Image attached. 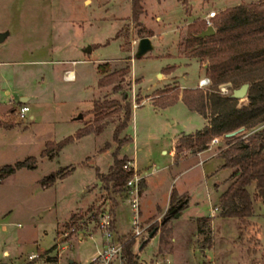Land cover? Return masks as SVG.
<instances>
[{
    "label": "rangeland",
    "instance_id": "1",
    "mask_svg": "<svg viewBox=\"0 0 264 264\" xmlns=\"http://www.w3.org/2000/svg\"><path fill=\"white\" fill-rule=\"evenodd\" d=\"M259 1L186 0V10L190 9L192 16L199 17L194 21H204V12L215 11L217 17L222 10L234 5ZM142 10L138 21L131 23V18L126 16L128 6L125 0H0V33L6 35L0 42V61L10 63L1 64V80L12 91H17L16 97L31 96L27 118L21 122L13 113L6 116L10 117L6 124L15 128H0V167L31 156L37 160L35 169L20 168L0 183V253L4 246L11 252L0 262L69 264V260H74V264H87L96 251L95 241H99L100 235H95V241L89 235L96 232L98 213L104 207H111L110 195L118 203L124 201L123 192L105 191L104 183L96 174V169L106 174L112 167L116 150L112 133L122 112L104 119L101 135H85L64 146L57 159L49 160L40 154L45 141H60L76 128L92 122L94 115L90 110L94 102L103 99L122 102L121 92H113L111 85L98 87L97 77H101V69L113 72L128 67L122 86L133 111L124 133L135 138V142L123 144L117 157L125 153L135 158L139 172L147 174L150 188L147 200L142 204L145 212L149 208L155 210L157 204L163 206L172 187L176 189L175 203L182 201L179 203L182 205L187 203L185 200H190L184 219L180 218L178 222L173 218L167 219V211L160 219L154 221L156 214L143 222L148 226V240L143 246L141 259L153 261L156 256L167 257L170 264H264V211L259 201H255V209L261 208L259 223L263 248L257 254L247 251L252 250L253 245L247 243L245 234L240 236L236 218H226L213 227L209 223L202 224L201 232L197 230L199 218L185 221L190 216L204 215L212 209L211 205L218 203V195L224 189L230 170L222 168L220 159L212 155L214 152L219 154L215 146H210L202 156L190 155L179 164H174L169 156L172 140L174 142L180 134L200 129L203 119L190 112L181 99L165 107L158 104L178 89L170 80L189 87L197 83L203 72L194 63L184 66L186 61L181 59L189 34L188 25L181 29L182 42H175V27L185 17L181 8L169 5L165 12V7H159L156 0H145ZM157 16H160L159 21L155 20ZM142 18L157 35L151 38L153 49L142 57H136L138 40L144 35L151 36L143 26ZM87 46L91 48L88 52ZM33 58L38 62L26 64ZM76 60V65H72L71 62ZM53 61L58 67H74L76 80L66 83L58 79ZM174 64L178 66L172 77L163 82H171L170 86L154 90L161 85V75L157 77V73L165 75L173 68L169 65ZM219 86L226 88L227 94L224 95H231L229 84ZM87 87L88 91H85ZM160 92L169 93L162 97ZM0 95H3L2 91ZM152 98L161 109H155L147 102L138 105L144 99ZM246 103V98L239 99L238 106ZM18 106L15 100L0 111L8 107L17 110ZM29 114L35 116L34 120H29ZM72 114L77 117L80 114L82 118L73 120ZM262 129L264 124L254 131ZM185 154L181 158L191 153L187 151ZM90 159L91 162L86 164ZM201 159L202 164L198 163ZM69 165L74 169L63 178L56 179L53 185L43 187L40 184L44 177L64 171ZM88 201L91 202L79 207ZM168 203L167 209L170 200ZM114 215L117 232L122 236L131 229L130 209L121 206ZM163 221L165 223L161 227ZM4 225L3 231L1 226ZM72 227L75 229L69 237L63 238L62 235ZM155 228L156 232L149 239ZM172 229L176 230V243L172 240ZM31 253L38 254V257L30 260L28 256ZM55 256L57 260L48 261Z\"/></svg>",
    "mask_w": 264,
    "mask_h": 264
},
{
    "label": "trees",
    "instance_id": "2",
    "mask_svg": "<svg viewBox=\"0 0 264 264\" xmlns=\"http://www.w3.org/2000/svg\"><path fill=\"white\" fill-rule=\"evenodd\" d=\"M142 1L131 0L132 22L138 21L143 12ZM177 1L186 2V0ZM210 21H212L210 23L214 28V34L199 37L200 32L207 27L206 22L194 21L187 27L189 34L184 42L188 56L204 58L208 61L205 75L210 79V85L207 89L198 87L185 88L181 91L176 89L172 97L165 98L166 100L158 105L169 106L177 99H181L189 110L207 120L201 130L178 138L174 149V162H177L182 155H186L187 151L191 154L202 152L210 147L211 139H220L218 149L223 162L221 167L232 170L229 175L231 182L219 198L221 216L236 218L239 221L240 236L245 234L247 243L253 245V249L247 251L250 254H257V251L263 248L260 242L262 234L260 225L252 222L251 218L254 216L255 201H259L264 209V129L254 131L257 126L264 124V0L234 5L222 10ZM101 68L103 67L99 69ZM101 71L98 87L111 85L113 92H121L122 102L115 99L94 102L90 110V113L94 115L92 122L77 129L74 135H69L57 142H46L40 155L51 159L59 154L64 146L85 135L102 134L105 127L104 119L121 111L123 115L113 129L112 138L116 143V150L113 153L112 167L106 174H97L99 180L104 183V189L108 193L117 194L123 191L126 180L131 176V172L124 169L123 164L128 161L126 156L117 157L120 147L130 141L129 135L124 132L132 119V110L122 86L129 68H120L113 72H108L106 69ZM244 83H248L249 88L246 93L247 103L242 106H238L239 99L219 92L218 87L221 84H229L234 90ZM168 93L163 92L161 95ZM107 109L110 111H106ZM239 129L242 130L237 135L227 136L228 133ZM246 132L252 133L242 139L240 134ZM35 164L36 158L31 156L13 165H2L0 183L20 168L32 169L35 168ZM67 173L53 172L49 177H44L40 184L43 187L51 186L56 179L63 178ZM141 181L140 193L145 183L144 180ZM175 195L176 190L172 187L169 195L170 207L166 212L167 219H172L174 213L180 211L185 205L182 204L176 212H172V209L182 202L175 203ZM108 198L112 203L110 212L114 215L116 199L111 195ZM164 223V221L161 223V227ZM206 223H209L208 217L197 219V230L201 232L202 224ZM129 237L130 234L120 238V241L125 242L124 258L127 264H137L136 257L133 255V240H129ZM56 259V257H50L48 261ZM0 264L7 263L0 262ZM71 264H74V261Z\"/></svg>",
    "mask_w": 264,
    "mask_h": 264
},
{
    "label": "crops",
    "instance_id": "3",
    "mask_svg": "<svg viewBox=\"0 0 264 264\" xmlns=\"http://www.w3.org/2000/svg\"><path fill=\"white\" fill-rule=\"evenodd\" d=\"M126 1V4H127V6H128V12H127V14H126V16L127 17H129V18H131V13H130V10H131V0H125ZM144 1L145 0H143V2H142V5L144 6ZM204 2H210V1H212V0H210V1H205V0H203ZM156 2H157V4H158V6L159 7H165V12L167 11V9H168V6L169 5H172V6H179L180 8H181V10H182V12H184V14H185V17H183V19H182V21L179 23V25H176V27H175V29L176 30H174L175 32V36H176V44L177 43H180V42H182V40H183V35H181V29H184L187 25H189L191 22H193L194 20H196L197 18H199V17H197V16H192V12L190 11V9H188V10H186V4H187V2H185V3H181V2H179V1H177V0H156ZM189 3H190V1H189ZM192 5V4H191ZM207 15H208V13H205L204 12V21L206 22V19H207ZM145 16V15H144ZM157 19V21H159L160 20V16H157L156 18H155V20ZM141 20V22L144 24L143 26H145V28L148 30V33L150 34L151 33V36L149 37V36H146V35H144L145 37H148L149 39H150V41H151V38H153V37H155L156 35H157V32H155L153 29H151V28H149V27H147L146 26V24L144 23V21H143V18L142 19H140ZM198 20V19H197ZM131 21V20H130ZM131 23H132V21H131ZM183 25H186L184 28H183ZM187 28V27H186ZM150 30L151 31H153V34H152V32H150ZM6 38V36L4 37V39ZM187 38V37H186ZM3 39V40H4ZM152 44V43H151ZM188 50L185 48V52H184V55L182 56V60H183V62H184V60L187 62H184V66L185 65H189V64H196L197 65V67H198V69L200 70V71H202L203 72V74H202V77H200V79L197 81V83L195 84V85H192V86H189V87H182V86H180V85H178V83H177V81H175V80H170L171 82H175V85L178 87V89H180V90H183V89H185V88H196L197 86H198V83H199V81L203 78V77H206V75H205V68H206V66H207V63H208V61L206 60V59H204V58H201V59H198V58H195V57H192V56H188V54L186 53ZM88 52V51H87ZM181 55H179V57H180ZM36 60V58H33V59H30L29 61H26V64H33L34 62H38V61H35ZM78 61L76 60V61H72L71 62V64L72 65H76V63H77ZM2 63H6L7 65H9L10 63L9 62H6V61H0V66H1V64ZM55 63H56V61H53L52 62V64L54 65L53 67H54V69H55V71H56V73H57V75H58V79H60L61 81H63V82H74L75 80H76V72H75V69H74V67H65V65L63 66V65H61L60 67H58L57 65H55ZM57 64V63H56ZM97 66V65H96ZM169 66H173V68L172 69H169L166 73H165V75L163 74V73H161V72H158L157 73V77H158V75H161V78H159L160 79V81L159 82H161L160 84V86H158L157 88H155L154 90H159V89H164V86L166 87V88H168V86H170L169 84L171 83H168V84H163V82L164 81H166V80H168V78H170V77H172V75H173V72H174V69L175 68H177V66L178 65H176V64H174V65H169ZM96 68V67H95ZM133 76H136L135 74L133 75ZM137 77V76H136ZM139 78V77H138ZM98 77H97V82H98ZM98 86V85H97ZM0 91H2L3 92V95L1 96L0 95V109L1 108H3V107H6L7 105H9V104H11L13 101H15V100H17V102L19 103V106L20 105H22V104H26V105H28L29 107H30V103H31V96L29 95V94H24V96H22V95H18L17 97H16V95H17V91L15 90V89H13V91L11 90V88H9L8 87V84H5V82H2V80H1V73H0ZM85 91H88V87L86 88V90ZM168 95V94H167ZM167 95H161L162 97H166ZM157 97V96H156ZM155 97V98H156ZM145 102H147V103H150L155 109H161L160 107H158L157 106V104L158 103H156V101H155V99L154 98H152V99H144L143 101H141V103H139L138 105H140V104H142V103H145ZM138 105H136L135 107H137ZM18 106V107H19ZM15 107H8V108H6V110L5 111H0V128L1 127H3V128H6V129H13V128H15V127H13V125H10V124H6L7 122H9L8 120L10 119V117H6V116H11V115H13V113H15L14 115H15V117H16V110L14 109ZM77 108H78V106H77ZM189 110V109H188ZM133 111V110H132ZM190 112H194V111H191V110H189ZM196 113V112H195ZM198 114V113H197ZM73 115V120H79L78 119V117L77 116H75V114H72ZM199 115V114H198ZM200 116V115H199ZM28 117H29V120H34V118H35V116H33L32 114H29L28 115ZM202 117V116H201ZM18 118V120L19 121H21L20 119H19V117H17ZM202 119H203V125H202V127L200 128V129H198V130H201L202 128H203V126L207 123V120L204 118V117H202ZM22 122V121H21ZM79 128H81V127H78V128H76L74 131H73V133H71V134H69V135H74L76 132V130L77 129H79ZM26 129V128H25ZM197 130V131H198ZM194 132H196V131H194ZM194 132H191V133H194ZM186 134H188V133H186ZM185 134V135H186ZM101 135V134H100ZM96 136H98V135H96ZM112 136H113V133H112ZM180 136H182L181 134L179 135V136H177L175 139H174V142H173V140H172V143H171V149H170V151H169V156H171V158L173 159V163H174V157H173V155H174V149H175V144H176V141L178 140V138L180 137ZM67 137H69V136H67ZM129 138H130V142L132 141L133 143L135 142L134 141V139L135 138H132V137H130L129 136ZM78 140V139H77ZM53 141V140H52ZM52 141H45V143L46 142H52ZM76 141V140H75ZM54 142H57V141H54ZM45 143H44V147H45ZM44 149V148H43ZM42 149V150H43ZM122 150V149H121ZM208 150H210V147L208 148V149H206V150H204V151H202V152H199V153H195V154H189V155H187L186 157H182V158H180L179 160H177V162H175L176 164L178 163L179 164V162H181V161H183V160H185V159H187V157L188 156H190V155H193V156H197V157H199V156H202V154H204V152H206V151H208ZM60 153H61V151L59 152V154H57L56 156H54V157H52L51 159H49V158H47V157H45V158H47V159H49V160H52V159H57L58 157H59V155H60ZM101 154H103L104 153V151L103 152H100ZM99 153V154H100ZM122 152L120 151V155H122L121 154ZM123 155L124 156H126L127 157V159H129L128 161H130L131 162V164H133V166L136 168V170H140L139 169V166H138V164H136V161H135V158H133V157H129L128 155H126L125 153H123ZM212 155H214V156H216V157H218L219 159H220V162H221V165H222V158H220V156H219V154L217 153V152H214V153H212ZM89 156V155H88ZM87 158V157H86ZM37 161V160H36ZM203 160L201 159L200 161H198V163H203L202 162ZM89 162H91V159L86 163V164H88ZM174 163V164H175ZM2 167V166H1ZM68 167V168H67ZM99 166H96V168H98ZM35 168H36V164H35ZM35 168H32V169H35ZM66 169L64 170V171H62V172H68L67 174H69L70 173V171L72 170V169H74V167L73 166H71V165H69V166H66L65 167ZM227 169V168H226ZM227 170H230V173H231V169H227ZM230 173H229V175H230ZM96 174H99V175H103V173L102 172H100V171H98L97 169H96ZM229 175H228V177L226 178V181H225V186H224V189H222V192L228 187V185L230 184V182H231V180L229 179ZM144 181H145V183H144V185H143V188H142V191H141V193H140V196H139V198H140V215H141V220H142V222H145L148 218H150V217H153V216H155L156 214L158 215V216H156L155 217V219H154V221L155 220H157V219H160L163 215H164V213L169 209H167V207H168V201L170 200V197H169V199H168V201L163 205V206H160V205H156V207H155V210H154V208L153 209H150L149 208V210H148V212H145V210H144V208L142 209V204L143 203H145L146 202V200H147V196H148V191H149V188H150V181L148 180V176L146 175L145 176V178L143 179ZM173 180V179H172ZM216 187L215 188H217L218 187V185H215ZM170 187V186H169ZM175 188V187H174ZM176 190V189H175ZM88 191V188L85 190V192H87ZM106 191V190H105ZM171 192V191H170ZM222 192L218 195L219 196V198H220V195L222 194ZM180 194V193H179ZM170 195V194H169ZM219 198H218V203L216 204H213V205H211L212 206V209L213 208H217V210L216 211H214V212H212V209L210 208L207 212H205V214L204 215H202V216H199V217H193V216H190L187 220H185V221H187V222H189L190 221V219H193V218H205V217H208L209 218V224H210V226H215V225H217V224H219V223H222V222H224L225 220L224 219H226V217H223V216H220V214H221V212H220V208H219ZM124 200V199H123ZM185 201H187V203H185V205H184V207L180 210V211H178V212H176L177 211V209H176V213H174V216L172 217L173 219H175L176 220V222H178V219H180V218H182V219H184L183 218V215L185 214V211L188 209V207H189V204H190V200L189 199H187V200H185ZM91 201H88L86 204H83L82 206H79V207H83V206H86L88 203H90ZM121 206H124V207H126V208H129L128 207V205H127V203L125 202V201H121V203H118V201L116 200V205L114 206V212H115V210L116 209H118L119 207H121ZM210 207V206H209ZM260 207H262V205L260 206ZM260 207H258L257 209H255V203H254V205H253V212H254V216L251 218V221L252 222H257L259 225H260V223H259V218H260V216L262 215V213H261V208ZM262 209H263V207H262ZM211 210V211H210ZM263 211H264V209H263ZM114 214V213H113ZM175 214H176V216H175ZM114 232L116 233V236L118 237V238H122V236H126V235H128V234H130L131 232H130V230L127 232V233H125V234H122V236H120L119 234H118V232H117V229H116V218H115V216H114ZM147 225V224H146ZM260 227H261V225H260ZM1 229L4 231L5 230V225L4 226H1ZM176 234V230H173L172 229V233H171V236H173L172 237V240L173 241H175V243H176V238L174 237V235ZM178 247H179V244L177 245ZM1 252L4 254V257H2L1 259H5V257H7V256H9L10 254H11V252H10V250L6 247V246H4L2 249H1ZM31 254H36V253H31ZM30 255V254H29ZM38 255V254H37ZM56 258H57V256H55ZM55 257H51V258H55ZM0 259V260H1ZM58 259V258H57ZM56 259V260H57ZM70 261V260H69ZM72 261V260H71ZM74 261V260H73Z\"/></svg>",
    "mask_w": 264,
    "mask_h": 264
},
{
    "label": "built area",
    "instance_id": "4",
    "mask_svg": "<svg viewBox=\"0 0 264 264\" xmlns=\"http://www.w3.org/2000/svg\"><path fill=\"white\" fill-rule=\"evenodd\" d=\"M216 16L215 11H211L207 15L206 25H211L210 20ZM210 85V79L203 77L199 83L198 88L207 89ZM219 92L221 94H227L226 88L219 86ZM29 112V106L26 104L20 105L16 110V117H19L20 120L27 118ZM250 133H245L241 136L242 139L246 138ZM220 144L219 138H213L209 142L210 146L218 147ZM124 165V169L131 172V176L126 180V184L123 189L124 201L127 203L130 209L131 215V224H130V237L129 240H133V255L136 257L137 264H170L169 258H161L156 256V258L150 259V261L141 259V253L143 251V246L139 245L146 238V229L148 226L143 225L140 215V184L141 180L147 175L141 174L136 168L131 164L130 161H127ZM217 208H213L212 212L216 211ZM98 218L95 223L96 232L90 233L89 237L94 241L95 235L99 234V241H95L96 251L91 256L87 264H127L123 254V245L124 241H120V238L116 236L114 232V215L111 214L110 208L104 207L99 213ZM19 226V225H18ZM75 228L72 227L68 233H64L63 238H68ZM4 257L3 253H0V259ZM30 260H33L38 257L37 254H30Z\"/></svg>",
    "mask_w": 264,
    "mask_h": 264
},
{
    "label": "water",
    "instance_id": "5",
    "mask_svg": "<svg viewBox=\"0 0 264 264\" xmlns=\"http://www.w3.org/2000/svg\"><path fill=\"white\" fill-rule=\"evenodd\" d=\"M214 28H212L210 25H208L206 27V29L202 30L200 32V34L198 35L199 37H206V36H210L212 34H214ZM5 33H0V42L3 41L4 37H5ZM137 50H136V54L135 56L136 57H142L144 56L145 54L149 53L152 49H153V46L151 44V41L148 37H142L138 40L137 42ZM91 48L89 46L86 47V51H90ZM249 88V84L248 83H244L242 84L240 87L232 90L231 92V97L234 98V99H244L247 97V90ZM82 118V115L79 114L78 116V119H81ZM242 129H239L235 132H232V133H228L227 136H234V135H237V133H239ZM181 204H179L176 208L172 209V212H175L176 209L178 207H180ZM171 212V213H172ZM176 216V214H175ZM156 228L153 230L152 233H150V235L148 236L149 239H151L154 235V233L156 232L155 231ZM148 239H144L143 242L139 245V247H142L144 245V243L147 241ZM72 261L70 260L69 261V264H71Z\"/></svg>",
    "mask_w": 264,
    "mask_h": 264
}]
</instances>
